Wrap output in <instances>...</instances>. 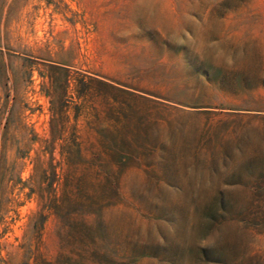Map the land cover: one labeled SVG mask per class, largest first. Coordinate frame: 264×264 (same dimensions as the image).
I'll return each instance as SVG.
<instances>
[{"label": "rangeland", "instance_id": "1", "mask_svg": "<svg viewBox=\"0 0 264 264\" xmlns=\"http://www.w3.org/2000/svg\"><path fill=\"white\" fill-rule=\"evenodd\" d=\"M0 264H264V0H0Z\"/></svg>", "mask_w": 264, "mask_h": 264}]
</instances>
